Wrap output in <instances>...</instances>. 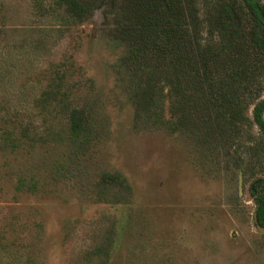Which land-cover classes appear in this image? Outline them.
Here are the masks:
<instances>
[{
  "label": "rangeland",
  "instance_id": "obj_1",
  "mask_svg": "<svg viewBox=\"0 0 264 264\" xmlns=\"http://www.w3.org/2000/svg\"><path fill=\"white\" fill-rule=\"evenodd\" d=\"M130 1L100 0L77 23L54 0H0V127L12 140L23 130L29 137L7 147L0 132V264H264L253 194L264 136L254 104L239 133H214L205 146L159 122L137 124L140 81L121 15ZM231 4L250 35L241 0H203L204 35H220L214 23ZM58 85L99 127L74 159L62 106L33 105ZM104 175L124 178L129 200L117 202L123 190L103 186Z\"/></svg>",
  "mask_w": 264,
  "mask_h": 264
},
{
  "label": "trees",
  "instance_id": "obj_2",
  "mask_svg": "<svg viewBox=\"0 0 264 264\" xmlns=\"http://www.w3.org/2000/svg\"><path fill=\"white\" fill-rule=\"evenodd\" d=\"M54 1L67 19L82 23L100 0ZM202 1L131 0L122 12L123 37L130 45L128 65L140 81L137 124L159 122L169 130L188 132L205 146L214 133H239L240 123L247 120V108L254 104L253 121L264 136L263 84L259 81L264 76V64H260L264 58V3L241 0L254 23L250 35H244L238 25L234 4L223 6L214 23L213 29L220 35H204L209 28L205 31L207 26L199 18ZM23 100L30 103V99ZM50 104L62 106L66 113L70 158L85 154L99 136L96 119L84 107L74 106L67 88L59 85L46 87L33 99V105L44 110ZM192 108L206 112L205 118L195 122ZM8 129L0 127L8 136L3 138L7 147H21L20 141L29 138L23 130L27 137L12 140ZM102 185L123 190L115 195L117 202L129 200V185L120 175H104ZM25 186L21 181L19 190ZM253 194L256 216L264 227V178L255 183Z\"/></svg>",
  "mask_w": 264,
  "mask_h": 264
},
{
  "label": "water",
  "instance_id": "obj_3",
  "mask_svg": "<svg viewBox=\"0 0 264 264\" xmlns=\"http://www.w3.org/2000/svg\"><path fill=\"white\" fill-rule=\"evenodd\" d=\"M256 223H257V227H258L259 231L262 234H264V227L259 224V221H258L257 217H256Z\"/></svg>",
  "mask_w": 264,
  "mask_h": 264
}]
</instances>
